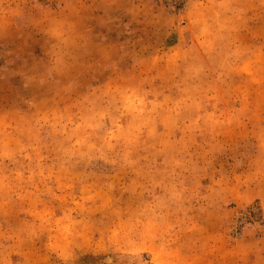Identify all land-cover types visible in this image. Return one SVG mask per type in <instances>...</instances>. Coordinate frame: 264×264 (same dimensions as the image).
Listing matches in <instances>:
<instances>
[{
  "label": "rangeland",
  "instance_id": "rangeland-1",
  "mask_svg": "<svg viewBox=\"0 0 264 264\" xmlns=\"http://www.w3.org/2000/svg\"><path fill=\"white\" fill-rule=\"evenodd\" d=\"M0 0V264H264V0Z\"/></svg>",
  "mask_w": 264,
  "mask_h": 264
},
{
  "label": "built area",
  "instance_id": "built-area-1",
  "mask_svg": "<svg viewBox=\"0 0 264 264\" xmlns=\"http://www.w3.org/2000/svg\"><path fill=\"white\" fill-rule=\"evenodd\" d=\"M159 1H161V2L163 1L165 3V5L171 6L173 8H177V9L184 7L182 0H159Z\"/></svg>",
  "mask_w": 264,
  "mask_h": 264
}]
</instances>
